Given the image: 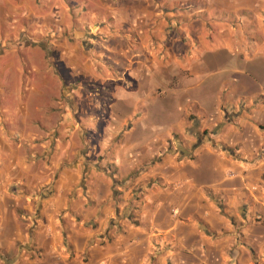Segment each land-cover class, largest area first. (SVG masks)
<instances>
[{"label": "crops", "instance_id": "1", "mask_svg": "<svg viewBox=\"0 0 264 264\" xmlns=\"http://www.w3.org/2000/svg\"><path fill=\"white\" fill-rule=\"evenodd\" d=\"M264 0H0V264H264Z\"/></svg>", "mask_w": 264, "mask_h": 264}, {"label": "built area", "instance_id": "2", "mask_svg": "<svg viewBox=\"0 0 264 264\" xmlns=\"http://www.w3.org/2000/svg\"><path fill=\"white\" fill-rule=\"evenodd\" d=\"M260 99L264 101V94L261 96ZM256 221H257V222H260V221H261V222L264 223V219H262V218H260V217H257V218H256Z\"/></svg>", "mask_w": 264, "mask_h": 264}]
</instances>
